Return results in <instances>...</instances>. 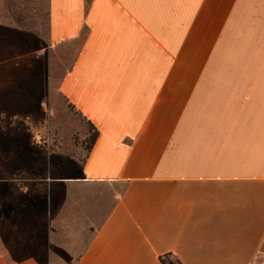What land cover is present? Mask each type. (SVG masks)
I'll use <instances>...</instances> for the list:
<instances>
[{
	"label": "crops",
	"instance_id": "1",
	"mask_svg": "<svg viewBox=\"0 0 264 264\" xmlns=\"http://www.w3.org/2000/svg\"><path fill=\"white\" fill-rule=\"evenodd\" d=\"M46 5L48 46L75 48L59 94L99 133L77 183L108 208L77 223L72 257L20 199L39 190L0 184V264H264V0ZM23 35L0 18V117L45 100L44 49Z\"/></svg>",
	"mask_w": 264,
	"mask_h": 264
},
{
	"label": "rangeland",
	"instance_id": "2",
	"mask_svg": "<svg viewBox=\"0 0 264 264\" xmlns=\"http://www.w3.org/2000/svg\"><path fill=\"white\" fill-rule=\"evenodd\" d=\"M0 18L23 29L27 47L16 46L19 53L25 47L44 49L47 70L41 108L25 115L0 117V184L4 189L12 186L21 191L39 190V195L20 199L44 204L49 230L58 226L55 239L65 242L58 250H68L74 257L85 241L75 238L77 223L92 217L95 224L99 223L108 208L105 203L94 214L96 206L107 197V190L77 183L86 155L87 125L68 107L58 89L75 48L48 46L46 0H5L0 4ZM12 54L16 55H7ZM12 87L14 96L21 97L19 91L26 88L24 71L14 74ZM6 106L11 108L12 104ZM23 213L33 216L32 209H23Z\"/></svg>",
	"mask_w": 264,
	"mask_h": 264
},
{
	"label": "trees",
	"instance_id": "3",
	"mask_svg": "<svg viewBox=\"0 0 264 264\" xmlns=\"http://www.w3.org/2000/svg\"><path fill=\"white\" fill-rule=\"evenodd\" d=\"M68 107L74 110L72 105L68 104ZM85 123L87 125V134L84 138V143L86 145V155L85 156H87L88 153L91 151L99 133H98V130L92 124H90L87 121H85ZM159 261L161 264H182L180 260L172 253H166V254L160 255Z\"/></svg>",
	"mask_w": 264,
	"mask_h": 264
}]
</instances>
